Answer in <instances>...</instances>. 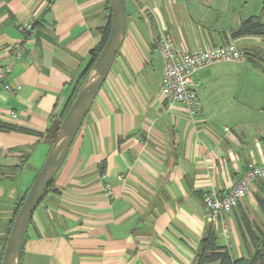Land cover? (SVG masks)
Returning a JSON list of instances; mask_svg holds the SVG:
<instances>
[{
	"label": "crops",
	"instance_id": "obj_1",
	"mask_svg": "<svg viewBox=\"0 0 264 264\" xmlns=\"http://www.w3.org/2000/svg\"><path fill=\"white\" fill-rule=\"evenodd\" d=\"M125 2L123 44L55 176L57 191L34 212L22 264L33 255L40 264H194L212 225L234 258L250 257L255 247L243 236L241 213L264 224L255 197L259 182L225 214L227 237L210 220L204 193L224 195L249 161L264 163L263 130L252 134L241 120L222 118L230 111L224 93L231 86L219 80L232 75L215 65L232 61L194 73L201 114L171 107L161 92L164 59L156 41L163 28L178 50L231 40L264 50V37H231L244 19L259 15L258 7L244 12L225 0ZM230 13L233 22L226 23ZM31 18L34 29L24 33L19 24ZM110 18V0H0V71L10 65L5 80L15 86L0 85V234L41 169L52 146L51 123L75 96ZM15 42L25 45L19 57L10 52ZM105 181L116 198L105 194Z\"/></svg>",
	"mask_w": 264,
	"mask_h": 264
},
{
	"label": "built area",
	"instance_id": "obj_2",
	"mask_svg": "<svg viewBox=\"0 0 264 264\" xmlns=\"http://www.w3.org/2000/svg\"><path fill=\"white\" fill-rule=\"evenodd\" d=\"M55 0H47L52 4ZM36 20L29 19L19 24V29L24 33H32ZM156 46L164 59V75L161 85V92L169 105L175 104L184 106V110L191 117L201 114L203 103L197 90L192 86L193 75L200 69L218 62L237 61L244 62L252 54V50L240 47L236 41L231 40L224 44H217L206 48L192 50H178L171 35L163 28L159 29ZM13 56L19 57L25 51V45L20 42L13 43L10 47ZM12 72L10 65L5 66L0 71V85L6 91H15V86L6 81V76ZM13 117H17L16 111H11ZM225 130L230 131L229 127ZM123 175H119L122 178ZM106 178V174L102 175ZM259 179H264V163H257L251 160L247 163L246 169L238 182L224 195H219L215 191L204 193V200L209 210L210 220L221 225V233L228 236L229 228L225 219V214L232 212L244 199L251 186ZM105 194L114 199L117 197L109 182L104 183Z\"/></svg>",
	"mask_w": 264,
	"mask_h": 264
},
{
	"label": "water",
	"instance_id": "obj_3",
	"mask_svg": "<svg viewBox=\"0 0 264 264\" xmlns=\"http://www.w3.org/2000/svg\"><path fill=\"white\" fill-rule=\"evenodd\" d=\"M110 6L111 25L109 36L88 78L65 115L58 135L15 217L1 264H19L34 212L40 205L49 184L63 165L123 44L127 21L126 2L125 0H110Z\"/></svg>",
	"mask_w": 264,
	"mask_h": 264
},
{
	"label": "trees",
	"instance_id": "obj_4",
	"mask_svg": "<svg viewBox=\"0 0 264 264\" xmlns=\"http://www.w3.org/2000/svg\"><path fill=\"white\" fill-rule=\"evenodd\" d=\"M110 25H111V18L109 22L102 28H100L101 32V40L99 43L91 50L92 54V61L88 69L86 70L84 76L82 77L81 81L79 82L78 88L76 89L75 96L72 97L70 100L69 106L66 109V112L57 119H54L51 123V126L48 130V137L53 143L56 139L61 123L69 111L72 103L76 99L79 91L81 90L83 84L85 83L86 79L88 78L92 67L97 60L98 56L100 55L106 40L109 36L110 32ZM245 36H261L264 37V16L254 15L250 16L247 19H244L240 25L232 30L231 37L233 39L245 37ZM252 54L248 59H252L256 65L260 66L264 70V50L262 49H251ZM259 190L256 191L255 197L259 208L264 214V179H259ZM28 188L23 194L20 196L19 200L14 204L13 208V215L10 220L5 224L3 234H0V264L2 261V256L5 250V246L7 243V239L9 233L11 231L13 222L15 217L20 210L23 201L25 200L28 191ZM57 191L55 188V178L49 184L48 188L45 191V194L42 198L41 203L45 200L46 196L50 191ZM40 203V204H41ZM37 210V209H36ZM33 219L31 220V224ZM2 226L0 225V229ZM241 229L243 236L246 238L248 236L255 247V251L250 257H241V258H234L231 254L230 249L226 245L219 244L218 241V232L214 225L211 226L207 235L202 239L200 246L198 247L194 259V264H264V224L261 226L253 225L250 221L248 215L245 212L241 213ZM28 239V233L26 235L25 244L23 246L19 264L23 263L24 253L26 248V243Z\"/></svg>",
	"mask_w": 264,
	"mask_h": 264
},
{
	"label": "rangeland",
	"instance_id": "obj_5",
	"mask_svg": "<svg viewBox=\"0 0 264 264\" xmlns=\"http://www.w3.org/2000/svg\"><path fill=\"white\" fill-rule=\"evenodd\" d=\"M226 7H237L238 10L247 12L256 9L259 15L262 7H264V0H225ZM232 13V12H231ZM230 13V14H231ZM233 22L232 14L226 23ZM224 23V24H226ZM232 75L228 80L221 79L219 84H227L231 89L224 94L229 96L225 99L226 106L230 109L229 113L222 118L228 124L241 120L242 127L245 131L256 133L262 129L264 134V70L262 67L245 61L244 63L232 61L215 65ZM234 124V123H233ZM27 264V263H26ZM28 264H40L39 257L33 255ZM48 264H55L51 261Z\"/></svg>",
	"mask_w": 264,
	"mask_h": 264
}]
</instances>
